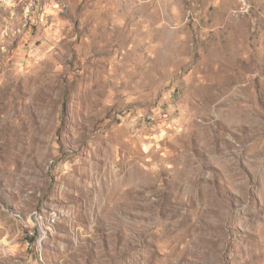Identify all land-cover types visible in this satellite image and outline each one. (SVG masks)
Returning a JSON list of instances; mask_svg holds the SVG:
<instances>
[{
	"label": "rangeland",
	"instance_id": "obj_1",
	"mask_svg": "<svg viewBox=\"0 0 264 264\" xmlns=\"http://www.w3.org/2000/svg\"><path fill=\"white\" fill-rule=\"evenodd\" d=\"M0 264H264V0H0Z\"/></svg>",
	"mask_w": 264,
	"mask_h": 264
},
{
	"label": "built area",
	"instance_id": "obj_2",
	"mask_svg": "<svg viewBox=\"0 0 264 264\" xmlns=\"http://www.w3.org/2000/svg\"><path fill=\"white\" fill-rule=\"evenodd\" d=\"M4 2L11 3L12 5H15L18 0H3Z\"/></svg>",
	"mask_w": 264,
	"mask_h": 264
},
{
	"label": "bare ground",
	"instance_id": "obj_3",
	"mask_svg": "<svg viewBox=\"0 0 264 264\" xmlns=\"http://www.w3.org/2000/svg\"><path fill=\"white\" fill-rule=\"evenodd\" d=\"M7 3V2H6ZM8 4H10V3H8Z\"/></svg>",
	"mask_w": 264,
	"mask_h": 264
}]
</instances>
